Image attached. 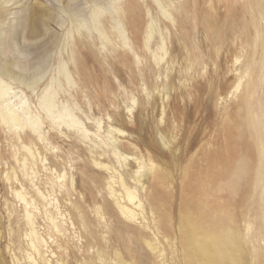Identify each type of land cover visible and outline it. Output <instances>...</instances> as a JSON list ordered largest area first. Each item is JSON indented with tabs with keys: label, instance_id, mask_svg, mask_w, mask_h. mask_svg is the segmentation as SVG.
Returning a JSON list of instances; mask_svg holds the SVG:
<instances>
[{
	"label": "rangeland",
	"instance_id": "1",
	"mask_svg": "<svg viewBox=\"0 0 264 264\" xmlns=\"http://www.w3.org/2000/svg\"><path fill=\"white\" fill-rule=\"evenodd\" d=\"M3 1L0 0V29L18 23L24 14L22 10L29 6L38 5L39 8L43 28L40 38L44 41L38 44L46 43V46L33 60L30 56L34 51L28 53L26 50L29 45L20 28L11 50L19 51L18 55L21 51L20 57L26 59L21 68H26L29 75L39 73L42 79L35 90L21 84H13V87L18 95L16 102L19 99L27 101L33 113H40L45 122L44 130L50 144L45 146L26 140L25 143L31 145L33 151L42 152V158L46 157L44 165L40 158L37 160L38 171L33 180L41 191L58 199H54L55 205L65 217L58 216L55 205L49 206L64 229L62 234H57L50 227L45 208L37 198V186L22 174V160L27 151L17 130H10L0 122V264H31L26 254L25 203L14 193L22 187L27 198H35L38 205L32 214L39 233L47 241L42 251L51 259L49 264H116V249L123 259L133 264H163L162 260L185 264L181 227H194L202 237L212 230L215 220L229 227L235 236L238 259L235 258L233 264H264V239H261L264 238V181L259 184L255 174L260 151L256 132L264 141V0L261 4L260 0H162L173 17L175 10L185 4L180 14L184 28H172L176 36L172 31L168 33L170 52L156 65L158 70L164 67L169 56L177 57L170 96L164 99L162 95L166 93V96L167 90L154 91L156 84L163 89L164 75L158 78L154 70L151 72L146 66L149 59L140 44L141 39L136 40L124 19L125 33L135 44L134 53L141 56L142 62H135L133 52L128 57L115 56L123 48L122 37L113 20L121 18L122 10L129 12L131 5H137L139 14L147 19L150 9L152 16L158 14L162 19L158 21L160 26L165 27L154 0H11L9 4ZM95 11L98 18H94ZM258 32L260 38L257 39ZM159 35L156 32L153 42ZM77 56L83 62L79 69ZM236 57H240L238 63ZM187 58H195L191 73L185 70ZM62 65L70 73L71 82L65 78ZM237 67H243L242 71L248 69L250 74L234 98L222 101L219 94L237 83V71H234ZM52 78L60 108L66 104L92 132L97 130L95 119H98L102 123L101 133L111 123L109 115L115 119L117 114L116 125L127 132L122 138L126 151H138L135 144L146 156L148 153L154 156L159 164L158 179L151 177L149 183L161 192L162 205L156 215H149L150 221L162 217L159 234H154V230L145 228L139 221H127L115 206L108 207L104 202L105 188L92 179L103 171L90 162L87 145L78 141L74 144L69 131L71 137L65 139L58 135L57 129L51 128L39 106V97L43 88L52 83ZM145 85L152 91L150 97L144 91ZM248 87L255 90L252 98L245 93ZM131 106L133 114L127 112V107ZM162 116L164 122L160 121ZM160 131L170 140V148L163 146ZM25 132L19 131L23 137ZM242 159L249 162L248 173L238 169ZM55 168L58 173L66 174L64 182L68 187L74 176L82 193L70 190V195L66 189L53 186L51 169ZM84 170L88 171L83 173ZM83 195L89 198L87 202L82 199ZM94 197L99 201L95 202ZM109 201L112 203V199ZM73 202L81 204L89 221L87 227L76 221L78 212ZM204 202L207 207L203 206ZM98 205L102 206V215L97 212ZM72 221H75L73 227ZM248 222L254 224L251 234L254 242L245 236ZM135 229L142 234L138 235ZM259 231L261 236L258 237ZM144 238L164 250V255L158 257L145 245ZM98 246L106 248L104 262L98 258Z\"/></svg>",
	"mask_w": 264,
	"mask_h": 264
},
{
	"label": "bare ground",
	"instance_id": "2",
	"mask_svg": "<svg viewBox=\"0 0 264 264\" xmlns=\"http://www.w3.org/2000/svg\"><path fill=\"white\" fill-rule=\"evenodd\" d=\"M3 2L9 4L11 0H4ZM154 2L156 3L158 7L157 13L162 14L165 27L163 28L160 26L158 21L162 19L158 18V14L156 16H152L150 9H148L147 11V19H145L142 15L139 14L140 9L137 8V5H131L129 12L126 10H122L121 18L113 20L114 24L116 22V25H117L116 29L118 30L119 34L122 37L121 46L123 48V51L119 53L116 52L115 56L117 58L121 57V55L122 57L124 56L128 57V54L130 52L134 53L133 48L135 44L131 42V39L129 38L128 35H126L125 29L123 28V19H124L125 21L127 20V24L129 25V28L133 32V35L136 37V40H138V38L141 39L140 44L147 58L149 59V64H146V66L149 67L151 72L152 70H154L158 78L164 75L165 81L162 84L163 89H161L160 85L158 84H156L154 87V91H157L158 93H161L164 90H167V95L165 96L166 93L162 95L164 99L170 96L169 92L171 90V82L174 78L173 74H175V72L173 73V70L176 69L175 67L177 63V60H176L177 57L169 56L165 62L166 64L164 65V67L162 66L158 70H156V65H159L170 52V49L168 46V33L172 31L173 36H176L175 34L177 33L173 32L172 28L177 29V30H181L182 28H184V22H183L184 19L180 17V14L184 11L185 4H182L178 9L175 10V15L173 17V15L169 12V10L166 9L162 0H154ZM261 2L262 0H260V4ZM37 6L32 5V6H29L27 9L22 10L24 14L18 23L7 25L5 28L0 29V122L4 126L9 128L10 130H15V131L17 130L18 138L21 141L24 150L27 151V156H25L22 160L23 173L21 172V170L20 172L24 174L25 176H27V178L30 179L31 183L35 187L37 185L35 184L36 182L34 183L33 177L36 176L37 171H38L36 167L37 160L40 158V162L43 163L44 165V161H45L44 159L46 157L45 158L41 157L42 152L40 153L39 151L37 152L33 151L31 145L26 144L25 140L29 141L30 143H34L35 141H38L45 146H48L51 140H49V138L46 136V133L44 130L45 122L43 119H41L40 113L39 115L34 114L33 111L30 109V106L28 105L27 101L19 99V101L16 102L15 98L18 97V95H17V92L14 91L13 84H21L23 86H26L29 89L35 90L40 80L42 79V76L37 72H35L33 75L32 74L29 75L26 71V68H21V65L24 63L26 59H24L23 57H20L22 53L21 51L19 55H18L19 51L17 53L12 52L11 47H12L13 41L18 37V34H19L18 32L20 28L21 30L24 31L23 39L29 45V48L27 47L26 50L28 51V53L31 50L34 51L33 54L31 52V56H30L32 57L33 60L38 58L39 55H37V53H40L38 51L46 46L45 45L46 43L42 44L43 46L38 44V42L41 40L43 42L44 38H40L42 37L41 34L43 33L42 32L43 28L41 27V24H40L41 22H40V17H39L40 16L39 10H38L39 8L37 9ZM126 12H127V15H126ZM94 14H95L94 18H98V13L96 11L94 12ZM110 22L112 21L110 20ZM42 25H44V23ZM96 27L98 31L101 34H103L98 24H96ZM156 32L159 33L160 35H159V38H157L155 42H153ZM215 36H217V34ZM222 38H224V36ZM258 38H260V32H258L257 39ZM49 39L51 41L52 37L49 36ZM134 55L136 57L135 62L137 64H140V62H142L141 56L136 53H134ZM235 60H236V63H238L240 61V57H236ZM262 60L264 61V58ZM194 62H195V58H187V63H186V68H185L187 73L192 72L194 68ZM29 63L30 62H28V64ZM76 63L78 64L77 65L78 69H79L80 64L81 65L83 64L82 60L79 57L76 58ZM62 66L64 69L65 78L67 79V81L71 82L70 73L66 69V66L64 65ZM242 68L243 67L241 68L237 67L234 70V71H237L236 73L237 83L234 86H232V88L224 89L223 92L219 94L220 100L224 101L229 98H234L237 95L238 91L241 89V87L244 84V79L246 78L247 75L250 74V71L248 69L245 71H242ZM262 68L264 70V65ZM51 82H52L51 84L49 83L47 86L43 88L40 94V97H39V106L45 112V116H47L50 122L51 128L57 129L58 135L65 139L66 138L68 139L71 137L67 133V131H69L73 134L72 142L74 144H77L78 142H80L82 145L83 144L87 145V150L89 153L88 158L90 162L95 167L103 171V173L95 174V176H93L92 179L96 183L100 182V184L105 188L107 197L104 198V202L106 203L108 207L115 206L117 210L121 213V215L127 221L129 222L139 221V223L143 224L145 228L151 231L154 230L153 231L154 234L156 235L159 234L161 230L162 217H160L159 220H157L155 217L150 221V215H149V214H151V216L156 215V210H158L159 206L161 207L162 205L160 204L161 203L160 201L161 192L157 189L152 188L149 183L150 181L149 179L151 177L158 179L157 171H158L159 164L157 163L156 159H154V156L150 153H148V156H146L144 153H142V150H140L138 146L135 144H133V146L138 151L132 152V153L126 151L125 145L122 142V138L124 137V135H126L127 132L125 131V129L116 125L117 114L114 116L115 119L111 115H109L108 118L109 119L112 118V120H111V123L104 130L103 132L104 134L101 133L102 123L98 119H95L97 130L95 132H92L89 129V127H87L86 123L82 121L81 117H79L78 114H76L66 104H64L62 108L59 107L58 100H57L58 93L53 88V78ZM248 84H250V82H248ZM144 89H145L144 91H146V95L150 97L152 91H150L148 86L146 85ZM154 91H153V94H154ZM245 93H247V95L250 98H252L255 93V90L248 87V91H246ZM246 102L248 103V99ZM133 103L134 104L137 103V100L135 98H133ZM133 108H134L133 106L127 107V112L133 114ZM164 114H165V106H163V109H162V115ZM163 119L164 118L162 116L160 121L162 122ZM88 120H90V118H88ZM249 123L250 124L252 123L254 125L253 121L251 120H249ZM64 127H65L66 132L64 131ZM25 130L26 132L23 137L21 133H19V131L23 132ZM160 132H161L160 138H161L163 146L170 148L169 147V145L171 144L170 140L167 138V136L165 135L163 131H160ZM256 138H257L256 139L257 147H259L260 151H259V157H258V166L255 170V174L259 180L258 183L263 184V181H264V150L262 151V147L264 148V141L261 140L260 134L258 132H256ZM248 164L249 162L242 159L238 163V169L243 170L244 173H248L251 169V167H249ZM55 165L56 164H54V166ZM54 166H50V167H54ZM85 166L86 168H89L88 165H85ZM86 171L88 170H84L83 173H85ZM51 174H52L51 183L53 184V186H57L60 189L62 188L66 189V191L69 194H70V190L78 192V193L79 192L82 193L81 191H79L80 186L74 176H72L70 187H68V185L64 182L65 177H66L65 173H62V174L58 173L57 169L55 168V169H51ZM6 177H7V180L10 181V176L8 172L6 173ZM263 188H264V184H263ZM35 191H36L37 198L42 202L43 207L45 208V213L47 216L46 218H48L50 227L57 234H62L64 231L62 227V223L58 221V217L54 216L55 214L54 213L52 214L50 212L51 210L49 209V206L55 205L54 199H57V198H52V195L50 193L49 194L44 193L38 188V186L35 188ZM14 193L17 197L22 199L25 203V213H24L25 217L24 218L26 219V224L28 227V230L26 232V238L28 242L27 244L28 251L26 253L27 257L30 260L31 264H42V263L49 264L50 263L49 261L51 259L50 260L47 259L46 256L44 255V252L42 251L43 247L45 248L47 247V241L39 233L37 224L32 214L33 209L35 210L38 209V205L35 201V198L29 200L27 198V194L25 193L24 187H22L20 190L19 189L14 190ZM87 198L88 197L86 195L82 196V199L85 202H87ZM109 199H112V203L111 201H109ZM94 200L95 202L99 201L98 197H94ZM72 206L78 212V216H75L76 221L78 223H82L83 225L87 227L89 224V221L87 219V216L81 204L79 205L73 202ZM203 206L207 207L208 205L206 202H204ZM54 208L57 211V214L59 217L60 216L62 218L65 217L64 216L65 214L63 215V213L60 212L58 205H55ZM96 209L100 215L103 214L102 206L98 205ZM71 224H72V227L75 226V221H72ZM193 224L191 226H193ZM130 226L131 225H129V227ZM135 231L138 233V235L142 234V232L138 229H135ZM180 231L182 234L181 245H182V250H183L182 252H183L185 264H230V263L233 264L234 263L233 261L235 260V258L238 259L235 256L236 255L235 253L236 245H235V238H234L235 236L233 235V232L229 229V227L221 225L216 220L213 221L212 230L211 231L209 230L205 234V236H202V237L198 236L197 234L198 232L195 231L194 227L192 228H189L188 226L186 228L181 227ZM253 231H254V224L252 222H248V224L246 225L245 236L246 238H248V241L250 242H254L251 236ZM259 236H261L260 231H259L258 237ZM0 237H1V233H0ZM254 237H256V235H254ZM261 239H264L263 236L261 237ZM258 240L259 239H257V241ZM144 243L155 254H157L158 257L164 255L165 251L161 250L158 245L150 241L148 238H144ZM169 246L171 245L169 244ZM105 252H106L105 247L98 246L97 255H98V258L103 262L106 261V257H104V255L106 254ZM115 255L118 257V261L115 262L116 264H133L132 262H128L125 259H123L120 252L117 249L115 250ZM0 258H1V249H0ZM255 259H257V257H255ZM162 263L170 264L166 260H162Z\"/></svg>",
	"mask_w": 264,
	"mask_h": 264
}]
</instances>
